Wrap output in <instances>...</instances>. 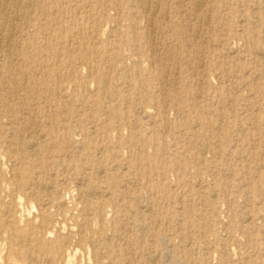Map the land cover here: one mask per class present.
Here are the masks:
<instances>
[{
    "label": "rangeland",
    "instance_id": "rangeland-1",
    "mask_svg": "<svg viewBox=\"0 0 264 264\" xmlns=\"http://www.w3.org/2000/svg\"><path fill=\"white\" fill-rule=\"evenodd\" d=\"M0 264H264V0H0Z\"/></svg>",
    "mask_w": 264,
    "mask_h": 264
},
{
    "label": "bare ground",
    "instance_id": "bare-ground-1",
    "mask_svg": "<svg viewBox=\"0 0 264 264\" xmlns=\"http://www.w3.org/2000/svg\"><path fill=\"white\" fill-rule=\"evenodd\" d=\"M16 4V3H15ZM20 4V3H19ZM148 9V8H147ZM154 15V14H153ZM151 24V23H150ZM153 25V24H152ZM152 32V31H151ZM153 44V43H152ZM93 193V192H92ZM97 193V192H96ZM129 249V248H128Z\"/></svg>",
    "mask_w": 264,
    "mask_h": 264
}]
</instances>
